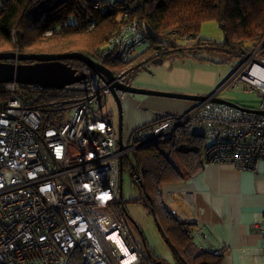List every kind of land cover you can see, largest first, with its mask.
Returning <instances> with one entry per match:
<instances>
[{
  "label": "built area",
  "instance_id": "2783aa9c",
  "mask_svg": "<svg viewBox=\"0 0 264 264\" xmlns=\"http://www.w3.org/2000/svg\"><path fill=\"white\" fill-rule=\"evenodd\" d=\"M76 6L89 30L96 25L94 12L111 9L107 0H76ZM52 34L51 28L44 35ZM147 40L138 23L128 21L95 50L93 59L131 63ZM255 67L264 70L256 52L244 58L221 90L194 102L185 114L124 133L121 149L112 116L95 111L99 95L75 104L69 120L54 128L33 105L44 88L1 84L8 95L0 105V264H69L76 255L83 264H147L118 209L123 205V159L191 122L190 131L206 142L205 164L253 172L264 157V115L214 99L242 82L264 103V81L252 73ZM130 178L131 186L141 187L142 169ZM186 235L207 238L203 225L188 226Z\"/></svg>",
  "mask_w": 264,
  "mask_h": 264
},
{
  "label": "trees",
  "instance_id": "16d2710c",
  "mask_svg": "<svg viewBox=\"0 0 264 264\" xmlns=\"http://www.w3.org/2000/svg\"><path fill=\"white\" fill-rule=\"evenodd\" d=\"M107 1L111 9L106 13L94 12L96 25L89 30L85 26L84 16L77 10L76 0H0V52H14L16 49L23 54L77 52L94 58L95 50L115 35L124 23L135 20L145 31L147 44L131 63L104 61V66L122 82L126 77H137L144 67L143 62L175 50H186L192 55L198 50L228 54L243 62L260 46L256 57L264 59V44L261 46L264 41V0ZM125 11L127 17H124ZM69 14L78 18L79 22L64 24V18H68ZM207 21L220 26L223 32L221 43L198 39L201 25ZM58 23L61 27L55 28ZM51 28L53 34L45 36V32ZM64 63L76 73L86 74V78L61 90L40 91L33 105L42 113L44 108L53 113L61 105H67L71 110L81 100L101 93V81L84 63L76 60H66ZM130 81L126 80L132 84ZM238 85L237 82L233 88ZM245 85L248 87L240 91L255 93L251 86ZM7 95L0 84V105ZM190 123L179 125L170 135L160 137L125 157L123 169L127 168L130 176L142 169L143 185L139 188L143 199L140 201L156 219L158 230L171 244L178 264H221L220 257L212 252H193V242L186 235L188 226L178 223L163 205L164 184L190 179L205 164L206 142L190 131ZM118 209L125 219L124 204ZM146 252L149 262L150 258L158 260L147 249ZM73 258L77 260L76 264H83L78 255Z\"/></svg>",
  "mask_w": 264,
  "mask_h": 264
},
{
  "label": "crops",
  "instance_id": "0c3cea01",
  "mask_svg": "<svg viewBox=\"0 0 264 264\" xmlns=\"http://www.w3.org/2000/svg\"><path fill=\"white\" fill-rule=\"evenodd\" d=\"M152 61L158 60L143 65ZM167 86L143 87L187 95L196 92ZM220 95L245 108L263 109L264 103L253 92L227 88ZM122 103L124 133L160 117L183 115L194 105L192 101L139 95H123ZM162 192L165 209L178 223L203 225L207 238L193 236L194 253L221 251V264H264V157L253 172H240L229 164H204L194 177L164 184Z\"/></svg>",
  "mask_w": 264,
  "mask_h": 264
},
{
  "label": "rangeland",
  "instance_id": "374dc122",
  "mask_svg": "<svg viewBox=\"0 0 264 264\" xmlns=\"http://www.w3.org/2000/svg\"><path fill=\"white\" fill-rule=\"evenodd\" d=\"M109 1L113 2L114 0ZM64 19V24L79 22L78 18L70 16V14L68 18ZM35 24L39 23L35 22ZM60 27L61 24L59 23L55 25V28ZM197 36L201 41H210L216 44L223 41V32L220 26L213 21L202 23ZM159 59L161 63L154 64L152 62H146L137 77L132 76L124 79L131 80L130 82L139 88H146L148 85L154 84L159 87H163V85L174 87L182 86L187 90L196 91L191 95L199 94L197 96L205 97L221 90L230 77L242 65V60L238 57L200 50L194 51L193 55L186 50H175L174 52L162 53ZM238 84L234 88L235 90L240 91L248 87L241 82H238ZM99 85V88L102 90L98 97L99 105L95 108V111L100 114H110L114 127L117 129L119 118L117 104L109 92L103 91V83L99 82ZM262 108L261 110H264V104ZM49 110L47 108L43 109V118L54 128L63 126L71 115V110L67 105L59 106L57 111L53 113H49ZM122 198L127 228L138 249L145 256L147 249L148 253L158 258V260L164 261L165 263H175L177 261L176 254L171 244L166 241L158 230L154 216L149 213L148 209L140 201L142 193L139 186H131L130 173L125 167L122 173ZM193 247H195L194 243ZM76 263L77 260L74 258L69 260V264Z\"/></svg>",
  "mask_w": 264,
  "mask_h": 264
},
{
  "label": "water",
  "instance_id": "95a60500",
  "mask_svg": "<svg viewBox=\"0 0 264 264\" xmlns=\"http://www.w3.org/2000/svg\"><path fill=\"white\" fill-rule=\"evenodd\" d=\"M264 44L262 42L261 46ZM260 49V46L256 52ZM66 60H76L84 63L96 77L103 83V91L109 92L114 98L118 107L117 137L119 147L122 148L123 129V109L122 95H139L145 97H160L168 99L203 101L207 96L187 95L181 93H170L146 88H139L131 84H124L119 78L103 64L95 62L92 58L77 52L63 54H17L16 52H0V84L16 82L23 85H37L44 89L61 90L81 82L86 78V74L76 73V70L64 63ZM157 61V60H156ZM20 62V63H19ZM161 63L159 59L157 62ZM214 102L227 104L236 109L253 114L264 115V110L249 109L228 101L224 98H215ZM126 216V214H125ZM154 264H178L157 261Z\"/></svg>",
  "mask_w": 264,
  "mask_h": 264
},
{
  "label": "bare ground",
  "instance_id": "6f19581e",
  "mask_svg": "<svg viewBox=\"0 0 264 264\" xmlns=\"http://www.w3.org/2000/svg\"><path fill=\"white\" fill-rule=\"evenodd\" d=\"M253 74H256L261 80L264 81V70L255 67L252 71Z\"/></svg>",
  "mask_w": 264,
  "mask_h": 264
},
{
  "label": "flooded vegetation",
  "instance_id": "af4514ba",
  "mask_svg": "<svg viewBox=\"0 0 264 264\" xmlns=\"http://www.w3.org/2000/svg\"><path fill=\"white\" fill-rule=\"evenodd\" d=\"M123 83L124 84H126V85H128V83L126 82V80L125 81H123ZM130 84V83H129ZM132 86H135V85H133V83L131 84ZM136 87V86H135ZM119 96H121V99H122V97H123V95L120 93L119 94ZM140 229V228H139ZM146 257H148V256H146ZM146 260L148 261V259L146 258ZM157 261H160V260H157V259H155V258H150V262L148 261V263L149 264H154L155 262H157ZM164 262V261H163Z\"/></svg>",
  "mask_w": 264,
  "mask_h": 264
},
{
  "label": "clouds",
  "instance_id": "9594fccd",
  "mask_svg": "<svg viewBox=\"0 0 264 264\" xmlns=\"http://www.w3.org/2000/svg\"><path fill=\"white\" fill-rule=\"evenodd\" d=\"M16 52V51H14ZM17 54H21L20 52H16ZM93 59V58H92ZM153 59H156V60H159V58H153ZM94 60V59H93ZM95 61V60H94ZM96 62V61H95ZM20 63V62H19ZM104 65V64H103ZM137 65V64H136Z\"/></svg>",
  "mask_w": 264,
  "mask_h": 264
}]
</instances>
